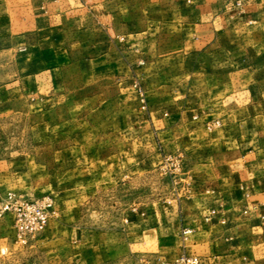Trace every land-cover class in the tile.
Here are the masks:
<instances>
[{"label": "crops", "instance_id": "1", "mask_svg": "<svg viewBox=\"0 0 264 264\" xmlns=\"http://www.w3.org/2000/svg\"><path fill=\"white\" fill-rule=\"evenodd\" d=\"M263 20L264 0H0V52L70 32L90 36L98 62L111 58L119 40L110 37L123 38L144 60L140 78L156 82L158 117L144 124L154 130L155 163L185 166V191L139 208L155 213L132 224L133 236L155 255L171 244L172 258L264 264Z\"/></svg>", "mask_w": 264, "mask_h": 264}, {"label": "rangeland", "instance_id": "2", "mask_svg": "<svg viewBox=\"0 0 264 264\" xmlns=\"http://www.w3.org/2000/svg\"><path fill=\"white\" fill-rule=\"evenodd\" d=\"M30 39L29 52H0V264H167L196 256L172 258L171 244L155 255L133 236L132 224L155 213L139 208L185 191L184 164L172 173L179 158L155 163L146 125L158 117L156 82L140 78L144 60L123 38L110 37L119 40L111 58L98 62L87 34ZM194 87L202 94L201 81ZM30 200L44 204L47 223L26 233L16 213ZM23 219L29 225L30 213Z\"/></svg>", "mask_w": 264, "mask_h": 264}, {"label": "built area", "instance_id": "3", "mask_svg": "<svg viewBox=\"0 0 264 264\" xmlns=\"http://www.w3.org/2000/svg\"><path fill=\"white\" fill-rule=\"evenodd\" d=\"M171 165L174 166L173 174L176 172L181 173V162L180 160L171 161ZM174 174V175H175ZM44 204H39L37 201H29L26 203L21 204L20 209L17 210L16 217H17V226L19 231H23L26 233L38 232L42 230L46 223H47V215L46 212L43 210ZM30 213V224L27 225L25 219V213ZM165 264V263H164ZM167 264H204V262L196 256H188L184 255L181 256L179 259L175 260L172 263Z\"/></svg>", "mask_w": 264, "mask_h": 264}]
</instances>
